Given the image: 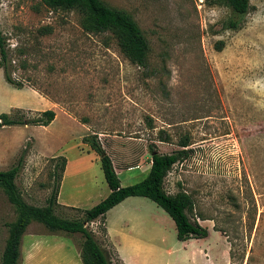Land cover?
Listing matches in <instances>:
<instances>
[{
	"label": "rangeland",
	"instance_id": "obj_1",
	"mask_svg": "<svg viewBox=\"0 0 264 264\" xmlns=\"http://www.w3.org/2000/svg\"><path fill=\"white\" fill-rule=\"evenodd\" d=\"M104 1L138 22L150 43L148 67L133 63L111 32L85 31L77 10L0 0L13 77L55 103L47 107L8 83L0 66V114L30 120L41 110L57 113L47 126L1 127L0 169L19 164L24 199L44 206L65 156L59 190L70 206L57 204L56 213L78 219L110 190L99 154L83 137L106 145L124 186L148 175L152 146L171 153L187 139L189 155L174 165L165 187L193 196L192 219L211 236L179 240L174 219L144 196L119 203L90 229L114 264H264V0H250L244 16L224 0ZM231 18L241 20L239 28L227 27ZM46 25L52 33L40 31ZM19 107L36 109L13 110ZM16 217L0 187V263ZM28 230L45 233L48 244L28 254L24 234L19 264H83L80 233L53 232L37 221Z\"/></svg>",
	"mask_w": 264,
	"mask_h": 264
},
{
	"label": "trees",
	"instance_id": "obj_2",
	"mask_svg": "<svg viewBox=\"0 0 264 264\" xmlns=\"http://www.w3.org/2000/svg\"><path fill=\"white\" fill-rule=\"evenodd\" d=\"M239 16L246 15L251 8L250 0H224ZM50 9L77 10L81 14V25L87 32H111L117 39L122 52L135 64L148 67L150 64V43L144 31L133 16L122 9L114 8L104 0H42ZM227 27L237 29L241 24L239 18H231ZM43 34L53 32L50 25L40 29ZM223 44V43H221ZM219 49L222 46L219 44ZM0 66L8 83L17 88H23V83L13 77L14 63L11 57L8 38L0 25ZM13 110L19 111L20 108ZM40 116L28 120L23 114L14 115L12 112L0 114V128L16 124H35L47 126L56 118L54 109L41 110ZM166 140V139H161ZM83 141L90 144L99 154L105 179L110 193L92 208L84 209V216L78 219L61 217L56 213L59 188L63 173L67 166V158L61 156V173L59 183L49 198L48 204L37 206L28 203L20 192L16 183L20 165L9 169H0V187L8 200L14 206L17 217L8 223L9 236L0 264H19L21 257V242L29 225L34 222L44 224L50 231H63L69 234L80 233L83 237L81 244V259L83 264H114L110 252L98 240L89 225L106 217L107 212L131 196H144L155 201L174 219L177 236L181 241L193 238H205L209 229L199 221L193 220L195 202L193 196L186 190L170 193L165 187V179L174 165L189 155V141L181 140L183 148L171 153H160L152 146L151 167L148 175L141 181L124 186L116 171L112 157L106 152L99 141L83 137ZM204 220L207 218H203ZM223 231L222 228H217ZM106 231V228H104Z\"/></svg>",
	"mask_w": 264,
	"mask_h": 264
},
{
	"label": "crops",
	"instance_id": "obj_3",
	"mask_svg": "<svg viewBox=\"0 0 264 264\" xmlns=\"http://www.w3.org/2000/svg\"><path fill=\"white\" fill-rule=\"evenodd\" d=\"M3 70V69H2ZM22 89H28V90H30L35 96H37L38 97V99H41V101H44V102H46L47 104V107H51V108H55V103L51 100V99H49L47 96H45L44 94H42V93H40L37 89H35V88H32V87H29V86H25V87H23ZM19 108H22V109H26V110H32V109H36V108H25V107H19ZM40 110V109H39ZM56 117H57V115H56ZM103 147L105 148V150H106V152L108 151L107 150V147H106V145L105 144H103ZM109 155H110V153L109 152H107ZM111 156V155H110ZM99 158H100V156H99ZM115 164V163H114ZM68 165H69V162L67 163V166H66V169H65V174H66V172L68 171ZM127 168H138L137 166H126ZM150 167H151V165H150ZM150 167H149V169H150ZM115 168H116V171H117V173L119 174V169H118V167L115 165ZM121 183H122V181H121ZM123 185V184H122ZM110 191L111 190H109V193H110ZM108 193V194H109ZM107 194V195H108ZM60 195H61V192H60V190H59V196H58V204H60V205H63V206H70V205H67L66 203H63L62 201H61V197H60ZM133 197H136V196H131V197H128V198H126L125 200H132L131 198H133ZM124 200V201H125ZM106 217H107V215H106ZM30 226V225H29ZM108 227V224H107V222H106V231H107V238H108V240L115 246V244H114V240L115 239H113L112 237H111V232L109 231V229L107 228ZM43 234H45V233H35V232H29V230L27 229V231L25 232V236L26 235H28L29 236V245H28V247L26 248V252L28 253V254H30L31 252L32 253H37V255L39 254L38 253V251L40 250H42V248L46 245V244H48V240L43 236ZM218 234H219V236L221 235V233L220 232H218ZM24 236V235H23ZM209 236H211V231L209 230V235L207 236V237H209ZM222 237H223V235H221ZM194 239V238H193ZM24 239H22V241H23ZM190 240V239H189ZM189 240H186V241H189ZM185 241V242H186ZM21 247H22V251H23V248H24V241L23 242H21ZM208 248H209V245H208ZM20 250H21V248H20ZM115 250L117 251V248L115 247ZM193 250H197V251H199V252H202L203 254L205 253V249H202L201 250V248L199 249H197V248H194L193 247ZM209 250V249H208ZM22 251H21V256H22ZM120 253V252H119ZM118 254V253H117ZM121 259H122V261L124 262V260H123V258L121 257ZM31 260H32V258H31ZM124 264H125V262H124Z\"/></svg>",
	"mask_w": 264,
	"mask_h": 264
}]
</instances>
